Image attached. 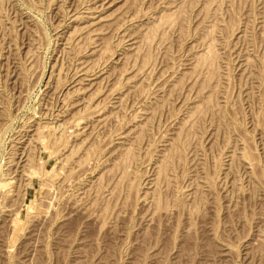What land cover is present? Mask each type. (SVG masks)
I'll return each mask as SVG.
<instances>
[{
	"label": "rangeland",
	"instance_id": "374dc122",
	"mask_svg": "<svg viewBox=\"0 0 264 264\" xmlns=\"http://www.w3.org/2000/svg\"><path fill=\"white\" fill-rule=\"evenodd\" d=\"M0 264H264V0H0Z\"/></svg>",
	"mask_w": 264,
	"mask_h": 264
}]
</instances>
